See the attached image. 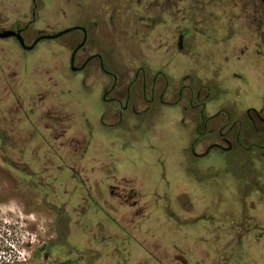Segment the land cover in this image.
Instances as JSON below:
<instances>
[{"label": "rangeland", "instance_id": "1", "mask_svg": "<svg viewBox=\"0 0 264 264\" xmlns=\"http://www.w3.org/2000/svg\"><path fill=\"white\" fill-rule=\"evenodd\" d=\"M236 2L239 8L235 11L240 10L237 22L242 23L248 20L246 0ZM228 7L229 0H203V19L190 27L185 48L175 58L164 51L165 62L157 63L153 46H127L124 34L122 47L117 46L119 58L127 62L135 53V58L149 61L152 67L164 65L171 84L189 74L195 83L208 86L214 108L223 105L231 114L244 116L248 106L264 103V66L255 70L249 56L237 61L233 32L224 17ZM212 11L216 12L215 20L211 19ZM46 15L48 19L54 16ZM74 21L70 14L57 27L72 26ZM234 37L237 47L244 44L242 33ZM110 38L104 34L100 42L111 45L108 49L113 54ZM61 41L62 37L42 40L27 54L44 63L41 67L32 63L33 73L45 75L51 69L53 58H48L46 50H58ZM2 42L14 45L11 38ZM2 55L6 68L16 67L15 58L6 60ZM8 76L11 78V73ZM33 80L25 79L19 90H27ZM0 90L6 92L2 83ZM86 106L99 108V99L93 96L76 104L77 108ZM20 108L29 121L34 118L26 98ZM171 113L166 110L152 126L143 125L136 131L123 127L121 146H117L111 167L93 173L101 182L97 188L100 198L108 199L106 203L101 201L104 209L86 199L89 185L69 179L70 173L59 171L46 177L54 170H46L51 160L39 161L35 152L42 141L37 135L31 139L28 126L14 129L15 124H0V129L9 134L0 141V264H164L165 251L177 250L185 252L188 264H264V206H260L262 218L258 222L252 219L254 210L250 206L258 198L264 200V154L255 155L242 147L237 157L214 148L202 157H193L189 132L180 115ZM21 146L24 151L28 147L25 156ZM21 161L28 162L27 172ZM69 163L77 169L85 165L74 160ZM31 170L38 177L28 175ZM80 172L79 177L85 178ZM39 175L52 183L49 188L38 184ZM108 183H129L138 191L139 201L148 206L146 218L122 210L111 198ZM231 228L234 235H241L234 240L232 236V242L231 235L226 236Z\"/></svg>", "mask_w": 264, "mask_h": 264}, {"label": "flooded vegetation", "instance_id": "2", "mask_svg": "<svg viewBox=\"0 0 264 264\" xmlns=\"http://www.w3.org/2000/svg\"><path fill=\"white\" fill-rule=\"evenodd\" d=\"M202 2L203 0H0V32L11 30L19 33L26 45L16 35L0 36V56L3 54L2 57L6 60L7 57L15 58L16 66L8 69L4 65L5 60L0 59V83L6 89V92L0 90V124H15L14 129L17 125L28 126L31 139L37 135L42 141L35 152L38 153L39 161L48 158L51 160V165L46 170H54L46 177H51L56 172L59 174V171L62 174L70 173L69 179L77 178L82 185H89L86 199L98 203L101 209H104L101 201L106 203L108 199L104 201L100 198V190L97 188L101 182L95 180L93 173L106 166L111 167L117 146H121V130L127 127L126 131H136L143 125L152 126L154 120L161 118L166 110H171L173 115H180L179 120L190 135V152L193 157H202L214 148L233 152L237 157L240 156L242 147L248 151L253 150L255 155L264 154V103L248 106L244 116L231 114L226 106L214 108L208 86L198 81L195 83L189 74L184 75L178 83L171 84L164 65L152 67L149 61L135 58V53L127 62H121L119 58L117 46L122 47V34L125 35L126 42L129 41L127 46H153L158 55L157 63L165 62L164 51L174 55V58L181 55L190 27L194 28L203 19ZM246 4L248 20L237 22L240 10L235 11L239 8L236 0H229L224 17L230 25L229 31L233 32L232 47L237 61L241 62L246 56L249 59L252 57L249 63L256 70L264 66V0H246ZM46 10L49 12L45 13ZM49 13H53L54 18L49 16L48 19L46 14ZM70 14L75 20L72 26L58 28L57 24ZM215 16L216 12L212 11L211 19L215 20ZM72 27L74 29L56 37L39 39ZM107 29L114 33L111 35ZM107 33L111 36L110 43L115 51L113 54L108 49L111 45L105 46L100 42ZM239 33L244 35V44L237 47L234 35ZM130 35L141 36L130 38ZM60 37L62 43L58 50L54 51L51 47L46 50L50 55L48 58H53L51 69H47L45 75L33 73L35 69H32V63L38 67L44 63L42 59L27 57V54L40 41ZM8 38L13 40L14 45L2 42ZM37 39L39 40L35 43ZM10 73L12 79L8 76ZM31 77L35 80L27 86V90L20 91L25 79ZM93 96L99 99V108L92 110L87 106L76 107L81 99L85 101V98L91 99ZM24 98L35 113L31 121L20 112ZM12 114L17 117H11ZM6 134L8 133L0 129V141H4L2 137L7 136ZM22 147L21 154L25 156L28 147L25 146V151ZM245 157L248 158L246 155ZM73 160L85 165L82 169H77L69 163ZM100 163L99 169L97 166ZM21 164L24 172L30 169L27 161H21ZM80 171H83L85 178L79 177L82 173ZM88 173H92L90 177ZM35 174L31 170L28 175L38 177ZM39 177V185H49L48 188L51 186L52 183L43 180V175ZM107 185L111 198L122 210L132 211L136 218H146L148 206L139 201L140 193L130 187L129 183ZM91 188H95L94 193ZM263 201L258 198L250 204L254 210L252 219L255 221L262 218L259 213L260 206H264ZM71 213L73 214L70 212L69 216ZM246 230L250 229H244ZM234 232L232 228L226 232V236L231 235V242L235 237L241 236L234 235ZM181 252L182 250L174 253L165 251L167 257L164 264H176L178 261L188 264L185 252H182L184 255ZM211 264H215L214 261Z\"/></svg>", "mask_w": 264, "mask_h": 264}, {"label": "water", "instance_id": "3", "mask_svg": "<svg viewBox=\"0 0 264 264\" xmlns=\"http://www.w3.org/2000/svg\"><path fill=\"white\" fill-rule=\"evenodd\" d=\"M72 29H74V27H72V28H68V29H65V30H63V31H60V32L57 33V34L41 36V37H39V39H41V38H52V37H56V36L61 35V34L65 33V32H68V31H70V30H72ZM10 35H16V36L18 37V39L21 41V43H22L24 46H26L25 43H24V39H23V37H22L21 34L16 33L15 31H11V30H9V31H4V32H0V36H4V37H5V36H10ZM39 39H37V40L35 41V43H36ZM35 43H34V44H35ZM34 44H33V45H34ZM33 45H32V46H33ZM32 46H27V48H31Z\"/></svg>", "mask_w": 264, "mask_h": 264}]
</instances>
